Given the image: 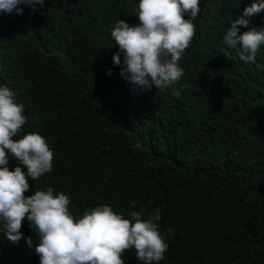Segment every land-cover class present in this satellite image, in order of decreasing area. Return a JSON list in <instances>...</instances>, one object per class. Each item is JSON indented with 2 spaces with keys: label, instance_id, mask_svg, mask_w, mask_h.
I'll use <instances>...</instances> for the list:
<instances>
[{
  "label": "trees",
  "instance_id": "16d2710c",
  "mask_svg": "<svg viewBox=\"0 0 264 264\" xmlns=\"http://www.w3.org/2000/svg\"><path fill=\"white\" fill-rule=\"evenodd\" d=\"M251 2L208 0V29L200 11L178 61L179 96L135 88L112 65L111 27L138 23L137 0H44L36 12L0 11V83L27 116L13 139L39 133L53 153L51 171L26 178L23 195L51 187L70 197L74 217L102 204L142 219L159 209L168 245L159 264H264V45L245 64L221 42ZM253 27H264V10ZM20 231L15 243L0 233V264H38L27 223ZM122 258L137 264L131 249Z\"/></svg>",
  "mask_w": 264,
  "mask_h": 264
},
{
  "label": "clouds",
  "instance_id": "9594fccd",
  "mask_svg": "<svg viewBox=\"0 0 264 264\" xmlns=\"http://www.w3.org/2000/svg\"><path fill=\"white\" fill-rule=\"evenodd\" d=\"M43 5L44 0H0V11L19 15L25 7L36 12ZM262 10L264 0H252L222 35L225 48L245 64L256 63L258 49L264 45V27L248 28L250 18ZM200 11L208 29L212 14L208 0H137L133 12L138 23L129 25L118 19L109 33L117 46L111 61L119 68L118 74L142 91L154 86L179 96L174 85L183 68L178 61L194 36ZM240 28L248 30L240 32ZM223 54L227 57V52ZM106 75H111L110 69ZM24 113L17 93L0 83V233L18 242L22 222L27 223L35 239L25 238V242L38 264H123V253L130 249L137 264H159L168 247L158 231L159 209L142 219L139 211L123 216L102 204L74 217L68 209L70 197L62 192L54 195L51 187L23 195L29 189L26 178L35 181L50 172L53 158L39 133L13 139L27 121ZM9 157L16 163L11 171Z\"/></svg>",
  "mask_w": 264,
  "mask_h": 264
}]
</instances>
